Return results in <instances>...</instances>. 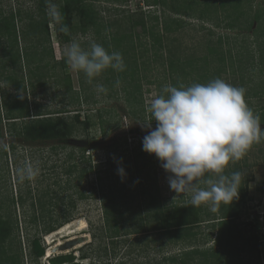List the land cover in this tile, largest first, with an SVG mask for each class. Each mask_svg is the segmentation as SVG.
<instances>
[{
    "label": "rangeland",
    "instance_id": "374dc122",
    "mask_svg": "<svg viewBox=\"0 0 264 264\" xmlns=\"http://www.w3.org/2000/svg\"><path fill=\"white\" fill-rule=\"evenodd\" d=\"M44 1L48 5L49 39L53 55L51 63H57L56 66L61 67L58 63L65 60L63 71L55 68V72L60 81L66 75L71 77L72 87L80 90L79 97L78 94L71 96L61 87H57L55 78L48 80L45 92L38 87L32 92L28 79L29 68L31 69L34 65L28 67L24 56L25 49L28 50L30 44L27 30L28 15L33 11L36 14V6L31 0H0V21L13 15L15 29L16 32L18 31V41L12 38V58L16 61V66L12 69L10 64L5 67L6 63H10L6 54L7 43H11V40H8L6 36L0 39V215L6 218L13 215V220L16 219L18 222L21 234L18 236L16 233L15 236L21 238L22 254L25 256L24 264H31L29 260L31 250H28L31 245L39 257V260L32 264H264L262 238L264 218L261 217L264 212V189H262L264 139L257 143V146L254 143L240 161L227 169L230 171L239 166L245 176L252 174L253 178L247 185L246 195L242 200L245 205L242 206L235 220L218 219L170 230H153L155 223L150 222L144 228L145 232L140 234L107 240L101 245L96 242L93 250L88 249L87 253L92 255L96 249L95 254L98 257H104L99 263L91 259L81 260L79 257L81 253L77 252L83 245L92 241L94 234L102 235L99 230L103 227V203L99 195L94 194L95 197L90 196L91 198L79 201L74 210L73 220L85 221L86 227L77 234L63 237L61 242H54L52 245L47 244L46 236L43 237V242L29 244L30 236H26L27 225L24 224L23 218L24 214L26 217L29 214L28 218H30L32 213L30 205L32 203L38 205L40 198L48 208L49 196L43 197L46 191H50L53 194L52 197L57 200L64 199L66 204L70 197L73 201L78 199L75 189L66 188L69 181L75 183L76 175L69 177L64 174V169L75 162L81 169L89 165V161L92 165L102 163L100 170L105 179V172L111 164L118 161L124 168L126 166L124 163L128 161L127 167L124 168L127 175L123 181L117 172L106 181L115 184L120 192L118 202L122 199V204L119 205L121 206L119 211L125 221L151 216L158 206L172 208L176 205L190 204L189 196L178 195L170 189L168 173L164 171L154 155L143 151L139 138L131 136L130 131L139 129L147 133L149 131L147 124L152 123V128L156 126L149 111V105L160 93L161 88L171 83L172 77L167 66L160 63L161 52L164 53L165 60L180 59L179 68L176 71L181 75H175L179 84L189 85L194 82L203 84L205 83L203 76L208 74L207 76L212 77V80L221 78L234 86L245 88L247 103L259 116L261 126L264 128L262 123L264 76H261L258 70L260 63L257 66L259 43L264 41V0H241L240 10L232 20L224 18L226 14H232L233 11L232 6L228 5L224 7L228 13L222 11L220 7L223 0H194L195 3H192V0H186V4L181 7L180 16L171 12V8L167 5L151 6L152 0H93L90 4L102 18L100 34L97 35H94L93 31L87 35L79 34L75 30L70 32L66 25L63 0ZM206 2L210 5L215 4L210 7V12L207 14L203 11ZM36 19L42 20L41 17ZM173 20L180 21L181 27L177 31L175 27H172L173 33L166 34L164 31L166 23L170 25ZM253 20L255 22L249 29L248 26ZM229 23L232 29L228 28ZM74 24H77V20ZM117 29L128 37L119 48L126 65L123 71L126 72L124 76L120 75L123 72H115V75L103 73L89 84L82 73L69 69L64 49L73 38L79 39L84 47H88L91 41L105 47L104 42L109 41L112 38L111 33L117 32ZM159 30L162 34H166V41L162 45L165 47L163 50L151 37L154 31L159 32ZM210 47L214 49L215 54H208ZM168 50L174 55L170 56L167 53ZM222 55L225 58L224 62L220 61ZM251 56L256 58L253 64ZM205 58L208 64L204 61ZM187 59H193V62L188 64ZM132 67H135L137 71L135 78L130 79L127 74ZM10 70H12L11 73ZM50 71L52 72V68ZM196 73H198L197 76ZM12 78L13 81H23L24 90L28 87L27 91H17L13 81H10ZM117 79L121 82L119 87H115ZM96 83H102L108 89L107 93L98 94L95 90ZM133 85L141 87L140 97L143 99L144 109L140 111L138 104L136 105V99L132 97L128 101L126 98L127 93H132ZM18 94L21 96H17ZM14 96L23 103L20 102L18 106L17 104L8 106L9 101L16 100L13 99ZM35 103L40 105L43 112L69 111V117H73L79 111L80 119L89 117L92 126L88 132H77L65 144V148L56 142H25L18 136L20 126L25 120L11 118L19 117L20 109L26 105L31 112H34ZM125 136L130 146L128 151L124 148L117 149L114 144L118 138L122 139ZM89 142L95 144L98 149L88 150ZM73 155L72 161L69 157ZM82 157L86 162H80L79 159ZM109 159L110 162H108ZM25 164H31L39 169L32 180H21L18 175V169ZM130 168L136 171L139 168L142 172L137 171L136 174H131L128 171L131 170ZM142 178L147 180L145 185L142 183ZM94 179L95 176H92L91 179L83 182L85 190L89 192L87 195L92 193L89 187L92 182L94 183ZM156 188L159 192L154 195L158 196L156 205L148 206V198L154 194ZM29 189L32 190L31 195ZM145 191L150 192L144 195ZM20 197L25 201L23 206L19 201ZM235 202L237 203L238 200ZM253 221L262 233L258 248L249 241L248 228L244 226L245 222ZM106 247L107 255L104 250ZM47 250H51L53 254L50 260L46 259Z\"/></svg>",
    "mask_w": 264,
    "mask_h": 264
},
{
    "label": "trees",
    "instance_id": "16d2710c",
    "mask_svg": "<svg viewBox=\"0 0 264 264\" xmlns=\"http://www.w3.org/2000/svg\"><path fill=\"white\" fill-rule=\"evenodd\" d=\"M34 2V6H36V14L33 12H30V15H28V25L27 30L29 33L30 38V44L28 50L25 49V60H27L28 67L30 65H34L29 68V79L28 82L31 86L32 92L35 88H41L46 90L48 85V80L51 78H55V82L57 87H61L66 93L69 95L78 94V97L80 96V90L74 89L72 79L69 75L64 76L61 81L58 79V75L55 72V68L60 69L63 71L62 68L65 64V60H62L58 63V66L61 65V67H57L56 64H52L51 61L53 60L52 55V48L50 45V39H49V19H48V5H46V1L44 0H31ZM93 0H63V11L65 13V19H66V25L68 30L74 32H78L79 34L87 35L89 32L93 31L94 35L100 34V18L98 13L95 11V9L92 8L90 2ZM95 1V0H94ZM170 1V2H169ZM152 0V5L154 7L161 6V5H167L171 8V12H173L175 15L180 16L182 14L181 7L186 4V0ZM240 2L241 0H223L221 4V9L224 13H228L227 10H225L224 7L227 5L230 7L232 6V14H226L224 16L227 20H232L234 18V15L240 10ZM192 3H195L194 0H192ZM170 4V5H169ZM215 4L212 3L211 5L209 2L204 3V9L203 11L205 14L210 12V7L214 6ZM173 6V7H172ZM235 8V11H234ZM206 10V11H205ZM214 11V10H212ZM226 11V12H225ZM235 13V14H234ZM29 14V12H28ZM185 14V13H184ZM36 16V17H35ZM238 16V15H237ZM37 17H41L42 20H37ZM15 17L12 15L10 18L3 19L0 21V39L2 36L8 37V40L10 39L11 43H7L8 52L6 56L8 55L10 63H6V66H9L10 68H14L16 66L15 58H12V40L18 41V34L15 29V23H14ZM75 20H77V24L75 23ZM258 21L259 19H255ZM253 20L250 25L248 26L249 29H251ZM229 29H232V25L229 23L228 25ZM175 27L176 31L179 30L181 27V22L173 20L172 23L169 25L166 23L165 26V32L166 34L173 33L171 31V28ZM121 28V27H118ZM157 28H159V25H157ZM155 29V28H154ZM70 31V32H71ZM117 32L111 33L112 38L104 42L105 48L109 51L115 50L119 51V48L121 47L124 40H126L128 37L120 33V29L116 30ZM175 31V32H176ZM75 32V33H76ZM166 34H162V32L159 30V32H153L151 34V37L153 38L154 42L159 43V46L161 50L163 48L165 49L163 45L164 41H166ZM132 35V34H130ZM5 37V38H6ZM13 38V39H12ZM131 40V37H130ZM1 41V40H0ZM47 45V46H45ZM262 50V52H261ZM167 53L170 56H173L174 53L172 51L168 50ZM216 53V52H215ZM214 49L212 47L209 48L208 54L212 55L215 54ZM10 54V55H9ZM157 55V54H155ZM164 53L161 52L159 54V58L161 59V62L163 65H166L168 68V71L171 73V84L173 86H179L178 80H176L175 75H181L180 72L176 71L179 68L180 59H167L165 60L163 58ZM258 62L257 66L260 63V68L258 69L261 76H264V41L259 43V50H258ZM251 62L256 60L253 56H251ZM165 60V61H164ZM155 62H158L157 59H154ZM206 64H208L207 58L204 59ZM220 61L224 62L225 58L224 55H222V58ZM188 64H191L193 62V59H187ZM255 66V65H253ZM190 67V65H189ZM256 67V66H255ZM52 68V72L50 71ZM184 69V67H183ZM182 69V70H183ZM137 69L135 67L131 68V71L127 74L130 79L135 78ZM198 72L197 70H194ZM12 70H10V73ZM178 72V73H176ZM104 73L107 75H115V71L108 69ZM126 72H123L120 74L121 76H124ZM185 73V72H184ZM215 73V72H214ZM65 74V73H64ZM193 75V73H191ZM63 75V74H60ZM126 75V76H127ZM198 73H196V76ZM208 74H205L203 76V79L205 80V83L208 80H212V77H208ZM212 76L211 74H209ZM174 76V77H173ZM217 77V75H216ZM10 81H13V78L10 79ZM13 84L15 86V89L17 91L24 90V84L23 81H13ZM28 84V86H29ZM36 86V87H35ZM83 86V84H82ZM264 87V86H263ZM141 87L137 85L132 86V93H127V100L129 101L130 98L133 97V99H136V105L139 107V111L142 110L143 107V99L141 96ZM28 87L25 92L27 91ZM8 91V90H5ZM137 92V93H136ZM7 94V93H6ZM17 96H21L18 94ZM8 98V96H6ZM77 97V100L79 98ZM140 97V98H139ZM20 98V97H19ZM139 98V99H138ZM5 99V98H4ZM10 99V98H9ZM13 99L9 101L8 106H15L17 104L20 105V101L18 97L14 96ZM23 103V102H22ZM8 104V103H7ZM12 104V105H11ZM36 104V103H35ZM37 105V106H36ZM34 105V112H31L28 105L26 107H19L20 109V115L19 117H12L11 119H23L25 120L24 124L20 126V130L18 133V136H20L25 142H56V144L63 145V147H66V143L69 142L76 134L77 132H88L90 127L92 126L91 120L89 117H85V119H80V112L77 111L76 114L73 115V117H69L70 114L69 111L65 112H58V113H48L43 112L40 105L36 104ZM7 107V106H6ZM12 109V108H11ZM13 111V109L11 110ZM8 115V114H7ZM67 115V116H64ZM10 119V117H9ZM10 119V120H11ZM262 123L264 124V113L262 115ZM155 125V124H154ZM13 126H15L13 124ZM155 128V126H154ZM146 132H142L139 129H132L130 131V135L133 137L139 138L140 142L142 143L143 137L146 135ZM116 140V139H115ZM115 147L117 149L124 148V150H129V145L127 143L126 136L122 139H117ZM65 145V146H64ZM257 146V143L255 144ZM88 150H97L98 147L93 143H88L87 145ZM140 148V147H137ZM90 156V155H88ZM69 158H72L71 160H74V155ZM70 160V161H71ZM80 162H86L83 157L79 159ZM111 160L109 159L108 162ZM89 165L85 166L83 169L80 168V166L75 162L74 164H71L66 169H64V174L72 177L74 174L75 177V183H71L70 181L67 183V187L70 189H75V192L78 196V199L76 201L71 200L72 197H70L68 204L64 202V199L57 200L53 198V194L50 193V191L44 192L43 197H48V208L45 207V203L40 198L38 205H35L32 203L30 205L31 207V215L30 218H28L29 214L26 217V214L23 215L24 218V224L27 225L26 227V236H30L28 239V243L32 244L33 242H43V237L57 231L64 225L71 223L73 220V215L75 213V209L77 208V203L82 200H86L91 197H95L99 195L102 203H103V227L99 231H101L102 235H93L92 241L88 244L83 245L81 248L77 250V252L81 253L79 256L81 260H87L91 259L93 262H102L104 257L97 256L95 252H97L96 249H94V253L90 255L87 253V250H93V245L98 242L99 245L102 243L104 244L107 240H113L120 237H126L130 235H136L140 234L142 232H145L144 228L147 227V225L150 222H154L155 225L152 227L153 230H170L175 228H185L191 225L200 224L207 221H214L218 219H237L240 210L242 206L245 205V202L242 201L245 198L246 195V188L249 182L253 180L252 174L245 176L243 173V170L237 166L235 169H232L230 171H227L228 173L239 171L242 173V182L240 185V196L238 199V202H234L232 205H225L221 204L217 212L213 213L209 211L208 207L203 208L200 206L199 208L192 206L191 204H181L176 205L172 208H164L161 206H158L155 208L153 214L148 217H140L138 218H132L129 221H125L124 217L120 213L122 204V199L120 202H118V198L120 197V192L117 189V186L112 183L106 182L108 179H110L111 175L115 176V172H117L118 168V161L111 164L110 168L107 169L105 172L106 177L103 178V173L101 174V166L102 163H96L95 165H92L91 162H88ZM121 164V162H120ZM128 161L124 163V166L127 167ZM123 166V165H121ZM124 167V168H125ZM131 169V168H130ZM131 174H136L142 172L141 169H137V171L134 169L128 170ZM92 176H95L94 183L92 182L90 184L89 190L91 189L92 193L87 195L89 193L86 191L85 185H83L84 181H88V179H91ZM263 177H264V169H263ZM143 185L146 184V181L144 178L141 179ZM65 188V189H66ZM262 189H264V185H262ZM150 190V189H149ZM32 190L29 189V194L31 195ZM150 191H145V194H148ZM95 194V196H94ZM159 194L157 191V188L154 192V194L150 195L148 198V206H154L156 205L158 196H154ZM88 196V197H87ZM91 196V197H90ZM19 201L21 202V205L23 206L25 204V201L22 197H20ZM61 201V202H60ZM63 203V204H61ZM219 216V217H217ZM207 218V219H206ZM126 223H125V222ZM133 221L135 222L133 224ZM131 222V224H128ZM248 228L247 235L249 241L258 248L261 240H260V229L257 225H254V221L252 223H246L244 224ZM18 233V236L21 234L19 225L17 220H13V215L11 217H5L4 215H0V264H24L25 262V256L22 254V247H21V238H17L15 235ZM264 240V237H262ZM18 242V243H17ZM28 250L30 251L29 254V260L30 263H36L39 260V257L36 254V251H33L32 245L28 247ZM107 255V247L104 249ZM74 258V256L72 257ZM71 258V259H72ZM79 258V259H80ZM50 260V259H48ZM95 260V261H94ZM71 262V261H70ZM73 262V260H72ZM80 263V262H78ZM81 264V263H80ZM95 264V263H94ZM109 264V263H106Z\"/></svg>",
    "mask_w": 264,
    "mask_h": 264
},
{
    "label": "clouds",
    "instance_id": "9594fccd",
    "mask_svg": "<svg viewBox=\"0 0 264 264\" xmlns=\"http://www.w3.org/2000/svg\"><path fill=\"white\" fill-rule=\"evenodd\" d=\"M64 56L69 69L82 73L89 84L108 69L119 73L126 68L122 53L95 41L84 47L73 38ZM120 83L117 79L115 87ZM95 90L98 94L108 91L102 83H96ZM149 111L156 126L147 124L142 148L168 173L170 189L189 196L192 206L207 205L213 213L221 204L237 201L242 173L227 169L264 139L260 118L247 103L246 89L221 78L203 84L169 83L152 99ZM38 172L31 164L18 169L21 180H32ZM117 174L122 181L127 175L120 162Z\"/></svg>",
    "mask_w": 264,
    "mask_h": 264
},
{
    "label": "bare ground",
    "instance_id": "6f19581e",
    "mask_svg": "<svg viewBox=\"0 0 264 264\" xmlns=\"http://www.w3.org/2000/svg\"><path fill=\"white\" fill-rule=\"evenodd\" d=\"M86 227V223L83 220L77 219L68 223L58 229L57 231L46 236L47 244H51L54 242H61L63 237H71L74 234H77L79 231L83 230ZM53 250V249H52ZM46 259L53 257L51 250H47Z\"/></svg>",
    "mask_w": 264,
    "mask_h": 264
},
{
    "label": "built area",
    "instance_id": "2783aa9c",
    "mask_svg": "<svg viewBox=\"0 0 264 264\" xmlns=\"http://www.w3.org/2000/svg\"><path fill=\"white\" fill-rule=\"evenodd\" d=\"M263 211V210H262ZM261 217L262 218H264V212H263V214L261 215ZM262 233H260V235H261ZM264 236V234L262 235V237Z\"/></svg>",
    "mask_w": 264,
    "mask_h": 264
}]
</instances>
